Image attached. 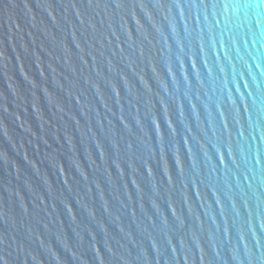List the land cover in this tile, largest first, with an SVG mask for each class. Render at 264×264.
Wrapping results in <instances>:
<instances>
[{
	"label": "water",
	"instance_id": "1",
	"mask_svg": "<svg viewBox=\"0 0 264 264\" xmlns=\"http://www.w3.org/2000/svg\"><path fill=\"white\" fill-rule=\"evenodd\" d=\"M0 264H264V0H0Z\"/></svg>",
	"mask_w": 264,
	"mask_h": 264
}]
</instances>
